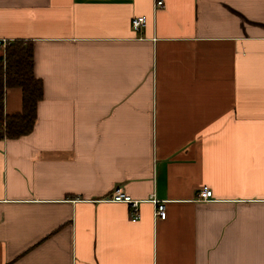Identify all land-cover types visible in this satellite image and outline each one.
Segmentation results:
<instances>
[{"label": "crops", "instance_id": "crops-1", "mask_svg": "<svg viewBox=\"0 0 264 264\" xmlns=\"http://www.w3.org/2000/svg\"><path fill=\"white\" fill-rule=\"evenodd\" d=\"M0 39L43 90L0 140V264H264V0H0Z\"/></svg>", "mask_w": 264, "mask_h": 264}, {"label": "trees", "instance_id": "trees-1", "mask_svg": "<svg viewBox=\"0 0 264 264\" xmlns=\"http://www.w3.org/2000/svg\"><path fill=\"white\" fill-rule=\"evenodd\" d=\"M9 88L21 91V110L6 115L4 93ZM42 82L33 74V51L29 42L16 40L0 55V140L27 136L33 131L36 106L42 99Z\"/></svg>", "mask_w": 264, "mask_h": 264}, {"label": "built area", "instance_id": "built-area-1", "mask_svg": "<svg viewBox=\"0 0 264 264\" xmlns=\"http://www.w3.org/2000/svg\"><path fill=\"white\" fill-rule=\"evenodd\" d=\"M155 8H163V3L161 1L156 2ZM145 22L146 20L142 16L132 18L131 20L132 30L134 32H139L141 28L144 27ZM9 44H10V41L0 39V50H4ZM211 197H212V192L210 189H203L198 193V198L201 201L209 200ZM110 201L114 203H125V204L131 205L133 209L132 214H131V219L132 220L138 219L137 214H136L137 213V203L132 201L130 197H128L127 195H124L121 191L119 190L114 191L111 195ZM152 202L156 204L155 216L159 217L160 219H164L165 218L164 206L162 204H158L157 200H152Z\"/></svg>", "mask_w": 264, "mask_h": 264}]
</instances>
